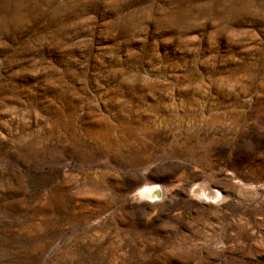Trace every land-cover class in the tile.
<instances>
[{
    "label": "rangeland",
    "instance_id": "rangeland-1",
    "mask_svg": "<svg viewBox=\"0 0 264 264\" xmlns=\"http://www.w3.org/2000/svg\"><path fill=\"white\" fill-rule=\"evenodd\" d=\"M0 264H264V0H0Z\"/></svg>",
    "mask_w": 264,
    "mask_h": 264
},
{
    "label": "bare ground",
    "instance_id": "bare-ground-1",
    "mask_svg": "<svg viewBox=\"0 0 264 264\" xmlns=\"http://www.w3.org/2000/svg\"><path fill=\"white\" fill-rule=\"evenodd\" d=\"M156 187L157 186H144V187H142L139 190V192H140V194H141L142 197H145L146 198V200H148V201L153 200L154 201L155 197L157 196V191H155V190H157ZM159 188L161 190V195H162V188L161 187H159Z\"/></svg>",
    "mask_w": 264,
    "mask_h": 264
},
{
    "label": "water",
    "instance_id": "water-1",
    "mask_svg": "<svg viewBox=\"0 0 264 264\" xmlns=\"http://www.w3.org/2000/svg\"><path fill=\"white\" fill-rule=\"evenodd\" d=\"M156 188H157V190H155V191H157V196L156 197L159 198L161 196V190H160L159 186H157Z\"/></svg>",
    "mask_w": 264,
    "mask_h": 264
}]
</instances>
